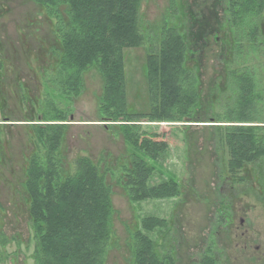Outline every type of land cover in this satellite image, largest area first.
I'll return each instance as SVG.
<instances>
[{"label": "rangeland", "instance_id": "1", "mask_svg": "<svg viewBox=\"0 0 264 264\" xmlns=\"http://www.w3.org/2000/svg\"><path fill=\"white\" fill-rule=\"evenodd\" d=\"M190 13L197 22L191 21ZM187 18L193 33L184 37L188 65L198 80L200 122H143L145 130L168 145L153 164L150 183L173 176L181 189L178 196L140 203L127 197L118 179L129 158L128 148L119 132L98 121L102 80L94 69L83 74V89L72 103L59 95L53 98L58 107L69 106L72 112L60 148L66 167L87 156L111 188L112 235L105 264H132L130 234L147 216L168 221V230L149 236L161 250L170 251L177 264H197L205 254L212 255L215 264H264V191L259 174L251 165L229 172L227 149L212 126L215 123L207 119L235 98L230 71L245 65L264 101V54L256 55L264 51L251 48L249 56L237 58L231 49L227 0H141L144 44L124 50L127 108L137 113L149 110L147 45L157 43L164 22L185 29ZM254 21L264 27V11ZM52 24L33 0H0V231L9 239L5 251L10 254L2 264H33L22 182L34 152L31 124L37 123L36 115L52 89L49 79L55 67L48 52L55 41ZM261 40L264 35L256 45L261 47ZM242 44L246 50L245 39ZM28 117L32 121H26Z\"/></svg>", "mask_w": 264, "mask_h": 264}, {"label": "trees", "instance_id": "2", "mask_svg": "<svg viewBox=\"0 0 264 264\" xmlns=\"http://www.w3.org/2000/svg\"><path fill=\"white\" fill-rule=\"evenodd\" d=\"M33 1L52 21L55 38L48 51L55 67L49 79L52 89L36 115L37 123L31 124L34 152L22 182L28 198L33 264H105L112 235L111 188L100 167L87 156L77 157L72 167H66L60 148L72 112L69 106L58 107L53 98L59 95L72 103L83 89V74L94 69L102 80L98 121L119 132L128 148L129 158L118 179L127 197L140 203L178 196L181 189L173 176L150 183L153 164L168 145L145 130L143 122H200L198 80L188 65L189 47L184 37L186 32L193 33L190 22L198 20L190 13L185 29L164 22L157 43L147 45L150 107L137 113L127 108L124 50L144 44L139 20L141 0ZM227 2L230 45L237 58L249 56L251 48L264 51V41L261 47L255 42L264 35V27L254 21L264 11V0ZM230 74L235 80V98L207 119L213 120L212 126L227 149L229 172L251 165L264 191V101L247 65ZM30 117L26 121H32ZM168 225L167 220L156 216L140 219L139 228L130 234L132 264H177L174 255L161 250L149 236L168 230ZM8 241L0 231V264L10 256L5 251ZM197 264H215V259L205 254Z\"/></svg>", "mask_w": 264, "mask_h": 264}]
</instances>
